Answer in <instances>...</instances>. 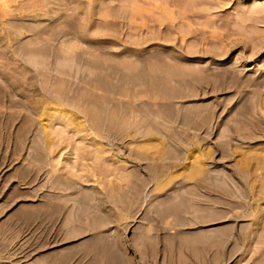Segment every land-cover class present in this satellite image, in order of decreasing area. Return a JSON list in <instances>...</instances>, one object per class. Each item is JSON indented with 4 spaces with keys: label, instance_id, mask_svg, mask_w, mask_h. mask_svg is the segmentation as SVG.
<instances>
[{
    "label": "rangeland",
    "instance_id": "1",
    "mask_svg": "<svg viewBox=\"0 0 264 264\" xmlns=\"http://www.w3.org/2000/svg\"><path fill=\"white\" fill-rule=\"evenodd\" d=\"M208 1L0 0V264L256 263L264 0Z\"/></svg>",
    "mask_w": 264,
    "mask_h": 264
},
{
    "label": "bare ground",
    "instance_id": "2",
    "mask_svg": "<svg viewBox=\"0 0 264 264\" xmlns=\"http://www.w3.org/2000/svg\"><path fill=\"white\" fill-rule=\"evenodd\" d=\"M197 5H205L209 4L210 2L208 0H195ZM212 6V5H211ZM208 13H210L211 9L207 10ZM189 13V12H188ZM191 13V12H190ZM199 19V18H198ZM182 21V20H181ZM262 224L261 226V242L263 247L259 250L260 256L257 257L255 264H264V222L260 221ZM260 235V234H259ZM259 241V240H258ZM257 242V241H256ZM259 254V253H258Z\"/></svg>",
    "mask_w": 264,
    "mask_h": 264
}]
</instances>
